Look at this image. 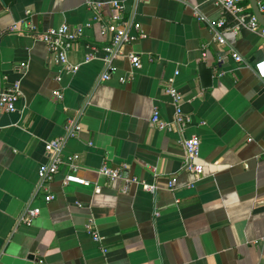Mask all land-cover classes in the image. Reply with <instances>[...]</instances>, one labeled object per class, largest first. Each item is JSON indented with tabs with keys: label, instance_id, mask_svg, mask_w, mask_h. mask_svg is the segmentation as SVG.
Wrapping results in <instances>:
<instances>
[{
	"label": "crops",
	"instance_id": "1",
	"mask_svg": "<svg viewBox=\"0 0 264 264\" xmlns=\"http://www.w3.org/2000/svg\"><path fill=\"white\" fill-rule=\"evenodd\" d=\"M114 1L125 20L141 24L146 37L124 52L139 54L142 68L121 57L102 80L107 42L94 18L109 22ZM221 17L206 0H0V92L18 80L22 91L16 113L0 112V264H264V83L254 70L264 38L223 30L220 45L210 22ZM17 22L20 33L4 34ZM64 25L83 30L69 52L80 66L74 74L33 33ZM92 52L101 59L86 63ZM203 62L214 71L209 88ZM172 78L192 119L184 133L151 122L155 111L174 119ZM70 120L82 131L66 140L63 156L79 155V174L92 185L64 186L70 168L62 165L47 204L38 175L45 144L63 137ZM191 136L201 140L200 180L184 170ZM124 165L156 193L98 172ZM28 208L41 209L31 225L20 221Z\"/></svg>",
	"mask_w": 264,
	"mask_h": 264
},
{
	"label": "built area",
	"instance_id": "2",
	"mask_svg": "<svg viewBox=\"0 0 264 264\" xmlns=\"http://www.w3.org/2000/svg\"><path fill=\"white\" fill-rule=\"evenodd\" d=\"M139 3L146 2L148 0H137ZM212 3L216 7L222 10V17L217 21L210 22V26L216 32V39L220 45L226 44L223 30H231L235 34H238L242 30H248L253 33H257L264 38V26L255 17L254 13L249 11L247 5L248 0H206ZM258 5L261 12L264 14V1L258 0ZM112 7L115 10L114 15L109 22H104L101 16H96L94 22L100 24V33L103 39L107 42L104 50L106 56L104 58H98L96 52H92L87 56L86 63L101 59L106 68L105 74L102 76V80H110L113 71L116 70L115 60L121 57H126L133 70H139L142 68L141 56L135 52L125 53L124 48L128 45L134 44L139 39L145 38V34L142 31L141 24L134 22L133 20H125L123 13L125 6L118 1L112 2ZM101 10L100 4L96 7ZM228 18H231L232 24H229ZM88 27L91 24H87ZM135 31V32H132ZM8 33H20V24L14 23ZM37 38L40 42L44 43L49 52L56 58L57 62L62 66L63 70L67 73L74 74L79 70V65H73L69 61V52L72 50L74 44L83 36V30H71L69 26L64 25L59 28L47 30L42 33H37ZM93 51H97V48H93ZM233 58L236 62H243V58L238 53L233 54ZM27 67L21 66L18 71L21 75L26 73ZM254 70L258 78L264 83V59L257 61L254 64ZM179 73L177 72L176 75ZM123 82L125 79L122 80ZM174 78L167 82L166 93L172 98V102L175 108L174 119L172 122L164 121L161 119L158 111H155L152 117V124L157 126L163 131H178L181 133L186 132L191 124V116L186 114L183 110V104L185 103V96L178 91L174 85ZM57 97H62V93L59 90L54 92ZM22 97L21 80L14 82L8 89L0 92V112L16 113L18 111V102ZM65 135L63 137L54 138L45 144L46 155L48 162L43 164L38 172L40 187H43L47 194L45 195V201L47 204L51 203L55 197L49 192V184L54 180L56 175L60 171L62 165H68L70 173L64 178V186L75 184L78 186L89 187L92 183L80 176L79 172L81 166L79 165L80 156L70 155L68 157L63 156V149L65 142L68 138L78 135L82 131V126L76 120H70L65 127ZM184 146L186 150L185 166L184 170L191 172L195 175L197 180H200L204 174V166L199 162L201 158V140L197 136H191L184 140ZM127 166L122 168L113 169L108 166H102L99 169V174L107 177L108 179L115 181L117 179H125L129 182L141 185L143 189L148 192L156 193L157 187L155 185L147 184L140 181L138 178H128ZM177 178H173L168 182V189L172 191L175 189ZM95 192L99 194L101 187L97 186ZM41 214L40 208H28L21 216L20 221L24 224L31 225V223L39 217ZM91 232L93 239L96 242L102 240L101 236L96 232ZM264 240V238H263ZM35 264H47L44 260L40 259Z\"/></svg>",
	"mask_w": 264,
	"mask_h": 264
},
{
	"label": "water",
	"instance_id": "3",
	"mask_svg": "<svg viewBox=\"0 0 264 264\" xmlns=\"http://www.w3.org/2000/svg\"><path fill=\"white\" fill-rule=\"evenodd\" d=\"M5 3H8L9 0H3ZM251 3L253 13L261 25L264 26V14L261 12L258 5V0H248ZM199 70L201 76L203 77L204 87L209 88L213 83L214 71L212 68H209L205 62L199 65Z\"/></svg>",
	"mask_w": 264,
	"mask_h": 264
}]
</instances>
